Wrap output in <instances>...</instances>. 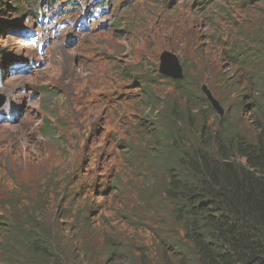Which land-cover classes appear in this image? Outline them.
Masks as SVG:
<instances>
[{"label":"rangeland","instance_id":"obj_1","mask_svg":"<svg viewBox=\"0 0 264 264\" xmlns=\"http://www.w3.org/2000/svg\"><path fill=\"white\" fill-rule=\"evenodd\" d=\"M89 1L68 12L67 0L53 1L60 9L47 12L55 18H44L43 28L71 19ZM243 1L109 0L98 29L70 28L50 42L40 67L6 72L2 107L19 114L0 123V264L160 261L177 223L163 195L166 167L155 148L162 147L147 132L164 115L147 107L134 74L158 77L162 53L175 54L184 79L158 78L156 103L181 100L184 85H207L223 117L252 137L261 116L253 100L264 82V0ZM10 17L2 21L18 27L0 32L6 61L36 55L20 34L37 24L25 14L24 24L15 12ZM230 84L244 89L245 107ZM212 110L204 109L214 126L223 117ZM32 228L53 242L52 260L20 247Z\"/></svg>","mask_w":264,"mask_h":264},{"label":"trees","instance_id":"obj_2","mask_svg":"<svg viewBox=\"0 0 264 264\" xmlns=\"http://www.w3.org/2000/svg\"><path fill=\"white\" fill-rule=\"evenodd\" d=\"M52 1L0 0V32L14 31L15 26L2 21L11 19L12 11L21 20L25 11L35 14L37 7ZM6 56L0 46V61ZM135 71L130 70L132 75ZM134 75L147 107L153 113L161 107L164 115L163 123L156 118L147 133L162 147L155 148L159 164L166 167L163 195L172 208L177 234L162 245L157 264H264V82L258 83L261 97L253 100L261 108L260 120L253 136L247 137L229 117H215V125H209L204 109L214 111L202 89L184 85L180 91L185 97L159 104L153 87L158 78H170ZM226 88L235 92L242 108L246 106L244 89L236 90L233 84ZM22 240L24 251L52 260L53 242L36 228Z\"/></svg>","mask_w":264,"mask_h":264},{"label":"water","instance_id":"obj_3","mask_svg":"<svg viewBox=\"0 0 264 264\" xmlns=\"http://www.w3.org/2000/svg\"><path fill=\"white\" fill-rule=\"evenodd\" d=\"M159 70L160 74L173 80H182L185 76L179 58L169 51L162 53L160 57ZM201 89L204 92L207 100L212 105L213 109L217 111L220 117H223L225 110L220 101L213 95L209 87L207 85H203Z\"/></svg>","mask_w":264,"mask_h":264},{"label":"bare ground","instance_id":"obj_4","mask_svg":"<svg viewBox=\"0 0 264 264\" xmlns=\"http://www.w3.org/2000/svg\"><path fill=\"white\" fill-rule=\"evenodd\" d=\"M57 9H60V7H57ZM37 54H39V53H37ZM7 73H11V70H7ZM162 75V74H161ZM164 76V75H163ZM29 105H30V103H29ZM29 105L27 104V106L29 107Z\"/></svg>","mask_w":264,"mask_h":264}]
</instances>
